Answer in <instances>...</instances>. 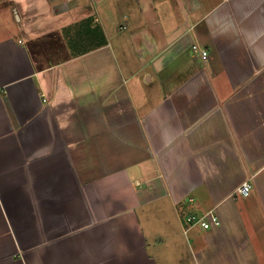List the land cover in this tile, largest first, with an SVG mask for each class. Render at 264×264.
I'll list each match as a JSON object with an SVG mask.
<instances>
[{
	"label": "crops",
	"instance_id": "0c3cea01",
	"mask_svg": "<svg viewBox=\"0 0 264 264\" xmlns=\"http://www.w3.org/2000/svg\"><path fill=\"white\" fill-rule=\"evenodd\" d=\"M0 264H264V0H0Z\"/></svg>",
	"mask_w": 264,
	"mask_h": 264
},
{
	"label": "built area",
	"instance_id": "2783aa9c",
	"mask_svg": "<svg viewBox=\"0 0 264 264\" xmlns=\"http://www.w3.org/2000/svg\"><path fill=\"white\" fill-rule=\"evenodd\" d=\"M193 53L197 56L202 57V59L206 60L208 58V51L205 48H202L198 44L193 45ZM252 189V185L249 182H246L242 184L238 188V193L242 196H248L250 191ZM187 224H189V227L186 229V233L188 232L189 228H193L196 226H200L201 228L207 230L211 229L213 226L220 225V220L218 216L213 212H208L205 215H202L200 217L195 215H190L186 218Z\"/></svg>",
	"mask_w": 264,
	"mask_h": 264
},
{
	"label": "rangeland",
	"instance_id": "374dc122",
	"mask_svg": "<svg viewBox=\"0 0 264 264\" xmlns=\"http://www.w3.org/2000/svg\"><path fill=\"white\" fill-rule=\"evenodd\" d=\"M139 212V211H138ZM153 213V212H152ZM154 214V213H153ZM161 214H163V213H161Z\"/></svg>",
	"mask_w": 264,
	"mask_h": 264
}]
</instances>
